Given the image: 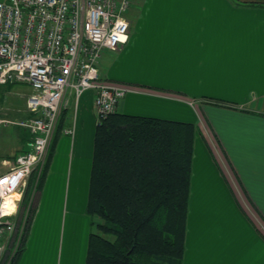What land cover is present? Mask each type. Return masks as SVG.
<instances>
[{
    "label": "crops",
    "instance_id": "0c3cea01",
    "mask_svg": "<svg viewBox=\"0 0 264 264\" xmlns=\"http://www.w3.org/2000/svg\"><path fill=\"white\" fill-rule=\"evenodd\" d=\"M169 4L166 28L173 39L169 49L178 46L184 51V70L177 71L169 58H158L152 84L130 86L109 78L108 72L104 76L99 72L100 78L126 88L119 112L195 125L183 264H264V0H169ZM148 10L151 19L157 18L160 5ZM136 28L116 52L119 58L128 46L135 48ZM108 55L103 52L99 60H107ZM178 77L184 88H177ZM65 100L58 130L69 110L67 125L74 126V133L61 143L66 156L63 208L67 212L72 187V210L87 214L97 124L94 91H84L75 99L68 89ZM24 135L12 160L24 148L28 138ZM51 174L43 178L15 264H46L49 250L53 264H61L58 239L53 245L48 242ZM89 234L65 250L67 263L85 264Z\"/></svg>",
    "mask_w": 264,
    "mask_h": 264
},
{
    "label": "built area",
    "instance_id": "2783aa9c",
    "mask_svg": "<svg viewBox=\"0 0 264 264\" xmlns=\"http://www.w3.org/2000/svg\"><path fill=\"white\" fill-rule=\"evenodd\" d=\"M132 0H0V85L21 83L28 116L14 123L28 132L24 148L0 173V264L18 253L68 89L77 99L94 91L97 122L117 111L126 88L102 80L98 60L128 40ZM63 132L73 135L74 126ZM2 261L4 263H2Z\"/></svg>",
    "mask_w": 264,
    "mask_h": 264
},
{
    "label": "trees",
    "instance_id": "16d2710c",
    "mask_svg": "<svg viewBox=\"0 0 264 264\" xmlns=\"http://www.w3.org/2000/svg\"><path fill=\"white\" fill-rule=\"evenodd\" d=\"M195 134L191 122L119 111L100 118L86 205L95 222L85 264H183Z\"/></svg>",
    "mask_w": 264,
    "mask_h": 264
},
{
    "label": "rangeland",
    "instance_id": "374dc122",
    "mask_svg": "<svg viewBox=\"0 0 264 264\" xmlns=\"http://www.w3.org/2000/svg\"><path fill=\"white\" fill-rule=\"evenodd\" d=\"M132 2V6L129 12V18L132 22L129 32L133 35V30H138V36L134 39L135 48L128 46L126 51L121 54L116 52H110L107 60L98 61V68L100 74L103 76L108 72L113 80L123 82L130 85L136 82L152 84L157 79V65L159 60H173L176 63V70H184L182 62L184 61V51L177 46L172 52H170L169 46L173 44L172 38L167 33V16L170 14L169 0H135ZM153 4L160 5V12L157 18L150 17L148 10ZM167 12V13H166ZM143 14V18L142 15ZM166 14V15H164ZM155 15V12H154ZM140 19L138 26L137 20ZM143 24V26H142ZM130 34V33H129ZM169 58V59H168ZM108 61V62H107ZM180 61V64L178 63ZM181 77L177 78V88H184L186 85ZM32 92L31 88L26 84L14 83L7 85H0V117L7 118L8 120L17 122L26 116L27 110L25 108L26 97ZM68 114L63 119V126H67L71 122V111L67 110ZM28 114V113H27ZM71 124V123H70ZM63 128V127H62ZM28 132L23 127L9 123L2 126L0 135V173L7 169V166L3 164V160H9L11 162L15 148L20 144L21 138ZM25 136V135H24ZM71 138V135L65 134L63 130H57L55 133L56 141L54 150L52 153V161L48 166L45 174V178L52 174L49 178L48 184V198L52 202L50 210H48V242L53 245L55 240L58 239L57 250L59 256H61V264H69L66 262L67 258L64 257L65 250L70 244H76L83 234H89L91 232V220L87 214H81L79 209L72 210V187L69 190V199L67 205V212L64 207L63 193L65 185V177L63 171L66 163V156L64 153L63 137ZM60 144V148H59ZM54 165L52 167V164ZM47 179V178H46ZM45 179L43 181L44 185ZM41 188V187H40ZM40 193V190H39ZM79 203V195L75 199ZM50 202V203H51ZM66 213V214H65ZM63 246L61 248V242ZM50 247L49 249H52ZM62 249V251H61ZM46 264H53L50 257ZM1 262V261H0ZM2 263H4L2 261ZM76 264V263H75ZM78 264V263H77Z\"/></svg>",
    "mask_w": 264,
    "mask_h": 264
}]
</instances>
